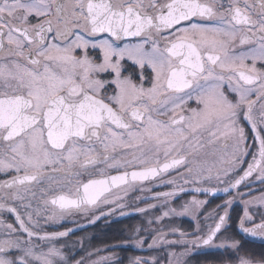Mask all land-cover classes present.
Segmentation results:
<instances>
[{
  "label": "snow or ice",
  "instance_id": "6c2138e0",
  "mask_svg": "<svg viewBox=\"0 0 264 264\" xmlns=\"http://www.w3.org/2000/svg\"><path fill=\"white\" fill-rule=\"evenodd\" d=\"M255 183L264 0H0V264H124L65 222L132 214L127 264H264Z\"/></svg>",
  "mask_w": 264,
  "mask_h": 264
},
{
  "label": "flooded vegetation",
  "instance_id": "af4514ba",
  "mask_svg": "<svg viewBox=\"0 0 264 264\" xmlns=\"http://www.w3.org/2000/svg\"><path fill=\"white\" fill-rule=\"evenodd\" d=\"M222 193H218L216 197H210L209 198V205L206 207L210 209L215 208L217 204L223 203V195ZM203 198V197H202ZM143 206V204L141 205ZM239 208H242L241 205L237 204L233 206L232 210V216L235 219L237 216L241 214V210H238ZM143 218L139 214H132L124 217H120L119 215H114L112 217H102L100 220H98L95 224H89L86 219L76 217L75 221L72 220L66 221L65 224L67 227H71L74 229V232L70 234V236L67 238L69 245H76L75 248H71V251L74 253H77V258H79L80 255L87 256L88 252L93 253V259L98 258L100 255H114L117 253L111 252V242L109 239H107V235H130L129 229L142 223ZM192 224V221L185 218L183 222V226L185 228H189ZM59 227V226H57ZM60 230H63L61 227ZM232 233H229L231 235ZM91 235H102L104 239L103 242V252L102 253H96L95 250L90 249L88 242L91 240L89 239ZM246 239L251 240L252 242V248L260 249L261 246H264V242H261L259 239H254L251 237H247ZM86 240V242H85ZM82 241V246L84 245V249L80 246V242ZM121 241V239H120ZM119 241V242H120ZM116 243V242H115ZM259 247V248H258ZM127 253L129 254L128 257L134 256V255H142L143 252L139 249H136L133 246L123 247ZM214 253V251L210 252ZM121 260L124 261V258L122 257ZM128 260L124 263L127 264Z\"/></svg>",
  "mask_w": 264,
  "mask_h": 264
},
{
  "label": "rangeland",
  "instance_id": "374dc122",
  "mask_svg": "<svg viewBox=\"0 0 264 264\" xmlns=\"http://www.w3.org/2000/svg\"><path fill=\"white\" fill-rule=\"evenodd\" d=\"M264 188V186H261L259 183H255L252 185V194H254L255 196H259L261 194V189ZM245 191H248L247 189H245ZM238 210H241V208H239ZM257 222H259V218L257 217ZM129 235H107V239L110 240L111 242V252L117 253L114 254L116 257H119V259L121 260V258L123 257L126 261L128 260L129 257H127L125 254L127 253V251L123 248V246L120 245L121 241H124L128 238ZM91 239L88 242L89 248L93 249L96 251V249H100V253L103 252L102 247L103 242L102 240L104 239V237L102 235H91L90 238ZM121 239V241H120ZM120 241V242H119ZM86 242V240H85ZM116 242V243H115ZM131 246V245H130ZM82 248L84 249V245L82 246ZM259 248V247H258ZM257 249V248H256ZM262 249H264V246L262 245ZM250 250H255V249H251ZM214 251V250H213ZM118 264V262H117ZM211 264V263H209Z\"/></svg>",
  "mask_w": 264,
  "mask_h": 264
},
{
  "label": "trees",
  "instance_id": "16d2710c",
  "mask_svg": "<svg viewBox=\"0 0 264 264\" xmlns=\"http://www.w3.org/2000/svg\"><path fill=\"white\" fill-rule=\"evenodd\" d=\"M246 243H245V247L248 248V249H255V250H251V251H255V252H259L261 250H264L262 249V246L260 249H256V248H252V241L251 240H248L246 239ZM127 257L129 256L128 253L125 254ZM220 259L219 255L218 254H213V253H209L208 255H200V256H197L195 261H193V264H217V261ZM124 263L126 262V260L124 259L123 261Z\"/></svg>",
  "mask_w": 264,
  "mask_h": 264
},
{
  "label": "water",
  "instance_id": "95a60500",
  "mask_svg": "<svg viewBox=\"0 0 264 264\" xmlns=\"http://www.w3.org/2000/svg\"><path fill=\"white\" fill-rule=\"evenodd\" d=\"M221 195H224L223 193Z\"/></svg>",
  "mask_w": 264,
  "mask_h": 264
}]
</instances>
